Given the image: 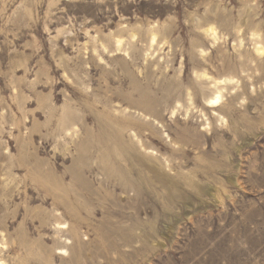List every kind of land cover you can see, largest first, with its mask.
I'll use <instances>...</instances> for the list:
<instances>
[{
    "label": "rangeland",
    "instance_id": "rangeland-1",
    "mask_svg": "<svg viewBox=\"0 0 264 264\" xmlns=\"http://www.w3.org/2000/svg\"><path fill=\"white\" fill-rule=\"evenodd\" d=\"M255 46L264 0H0V260L264 264Z\"/></svg>",
    "mask_w": 264,
    "mask_h": 264
},
{
    "label": "bare ground",
    "instance_id": "bare-ground-1",
    "mask_svg": "<svg viewBox=\"0 0 264 264\" xmlns=\"http://www.w3.org/2000/svg\"><path fill=\"white\" fill-rule=\"evenodd\" d=\"M209 27V28H208ZM207 31H206V33L207 34H210L212 37H213V39L216 41L217 40V34H218V32H217V30H216V28H214L213 26H207ZM202 30H203V28H201ZM155 40V39H154ZM256 43V42H255ZM118 44H122V41L121 40H119L118 41ZM257 45H259V43L257 44ZM254 49H256L255 51H257V53H259V54H263L264 53V46H259V47H256L255 46V48ZM243 55V54H242ZM204 75V74H203ZM202 75V76H203ZM208 75V74H207ZM204 77H205V75H204ZM226 78V77H225ZM215 80V79H214ZM216 81V80H215ZM215 81H213V82H215ZM229 82H232V80H228ZM222 82H224V81H222ZM218 85H220V83L218 84ZM219 91V90H218ZM215 95V94H214ZM221 101V94H217L216 96H214V98L213 99H211V100H209V103L210 104H212L214 107H217L218 106V104H219V102ZM146 104V103H145ZM144 106H146V105H144ZM147 108H149V107H147ZM220 117V116H219ZM107 148V147H106ZM118 150V149H117ZM106 154V153H105ZM111 154V153H110ZM104 155V154H103ZM107 155V154H106ZM105 155V156H106ZM110 157V156H109ZM111 176V175H110ZM62 199V198H61ZM55 206V205H54ZM57 211V210H56ZM63 216V215H62ZM57 225H59V224H57ZM56 229V228H55ZM58 231H59V233H67V232H69V227H67L66 226V224H60V227L58 228ZM116 232V231H115ZM108 234V233H107ZM71 235V234H70ZM69 235V236H70ZM60 236H62V234H60ZM62 241L64 242L63 244H64V246H62L61 248H59V253H58V255H60V256H62V257H65L67 254H69V248H70V246L72 245L71 244V239H69V238H62ZM1 243V242H0ZM52 258V257H51ZM47 262V261H46ZM0 264H6L4 261H3V259L2 260H0Z\"/></svg>",
    "mask_w": 264,
    "mask_h": 264
}]
</instances>
